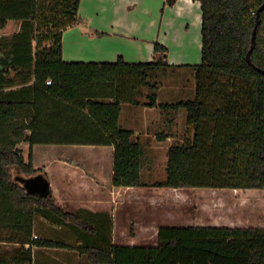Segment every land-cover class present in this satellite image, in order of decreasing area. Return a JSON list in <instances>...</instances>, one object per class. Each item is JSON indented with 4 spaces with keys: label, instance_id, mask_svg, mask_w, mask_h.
<instances>
[{
    "label": "trees",
    "instance_id": "obj_1",
    "mask_svg": "<svg viewBox=\"0 0 264 264\" xmlns=\"http://www.w3.org/2000/svg\"><path fill=\"white\" fill-rule=\"evenodd\" d=\"M194 1L201 8V60L173 66L168 48L158 42L146 62L121 56L114 62L64 61L62 34L78 20L80 0H0V30L10 21L20 23L9 39L0 35V48L12 57L5 61L10 66L25 59V73L34 77L32 101L0 99V242L16 245L10 251L0 247V264H32V245L69 246L34 238L36 216L84 230L80 236L87 244L77 251L88 264H264V228L161 226L155 245L115 244L109 213L64 211L50 187L46 195L29 193L17 178L42 175L48 181L33 167L34 144L95 145L113 148L114 186L149 185L140 175L142 146L119 124L122 104H130L168 115L184 110L192 131L168 147L165 178L153 186L264 189V73L257 69L264 70V9L250 53L253 65L246 61L264 0ZM41 27L45 35H37ZM183 66L194 71L195 97L157 103V74ZM22 142L29 145L27 160L17 148Z\"/></svg>",
    "mask_w": 264,
    "mask_h": 264
},
{
    "label": "crops",
    "instance_id": "obj_2",
    "mask_svg": "<svg viewBox=\"0 0 264 264\" xmlns=\"http://www.w3.org/2000/svg\"><path fill=\"white\" fill-rule=\"evenodd\" d=\"M164 3L165 0H80L77 10L78 20L62 34V59L114 62L121 56L127 62H146L152 60L153 46L158 42L168 48L167 61L170 65L200 63V3L194 0H177L172 6H164ZM6 52L5 48H0V99L32 101L34 77L25 73L27 69L24 68L25 64H22L25 59H16V63L9 66L7 62L9 63L12 57ZM30 70L32 72L31 66ZM156 102L169 101L160 100L157 95ZM178 114L185 116L182 110ZM170 118L172 117L158 107L122 104L119 124L133 131V137L140 142L144 152V149L167 145L170 141L169 134L175 133L171 127H175L177 123L175 118L169 122ZM159 137L165 138L159 140ZM40 145H45L43 147L54 145L34 144L32 164L35 169L44 171L47 177V167L55 166V181L48 177L55 203L68 212L81 209L90 213H109L112 219V243L122 244L116 239L118 232L121 233L124 228L126 230L122 233L123 236L137 239L138 234L143 231L145 237L150 235L154 238L153 245H155L157 230L161 226H229L217 222L206 224L177 215V211H173L174 207L184 205L186 199L194 197L183 192L184 189L189 188L114 186L111 146L92 145L90 148L97 149V155L93 159L81 160L70 158L66 154H58L52 155L51 160L47 161L43 155L39 156L37 153ZM61 146L67 148L66 145ZM28 148V143L23 142L22 155L25 160H27ZM148 166L149 169L142 161L140 175L145 182L150 181L152 175V165ZM237 190L239 189H233V191ZM203 204L212 205L211 201ZM97 219L101 220V217ZM49 226L57 228L40 216L35 218L33 235L53 239L47 236L50 232ZM257 227L264 228V225ZM130 228L133 231L132 235L129 234ZM87 238L92 241L91 236ZM101 238L103 240L104 236L102 235ZM56 241L69 246L32 245V264H88L86 254L77 251L79 244L66 240L64 242L63 238ZM139 244L140 242L122 245ZM26 247L28 244H25Z\"/></svg>",
    "mask_w": 264,
    "mask_h": 264
},
{
    "label": "rangeland",
    "instance_id": "obj_3",
    "mask_svg": "<svg viewBox=\"0 0 264 264\" xmlns=\"http://www.w3.org/2000/svg\"><path fill=\"white\" fill-rule=\"evenodd\" d=\"M19 27V21H10L4 29L0 30V35H2L1 39H4L5 37L6 39H9L7 37H10V35L16 32V30L18 31ZM47 32L48 30L45 27H41L36 33L37 35H45ZM155 79L158 83L156 93L160 100L175 102L181 99H193L195 97L196 81L194 71L190 68L176 67L175 69H167L164 73L159 72ZM178 113L179 111L175 114L177 116L169 114V116L172 117L169 122H172L175 118L177 123L175 127H171L175 133L172 132L169 134L170 141L167 143L168 147L175 142L181 143L184 140L183 134H189V136L192 134V131L190 132L186 126L185 116ZM167 145L153 147L154 149H144L142 161L146 164L147 169H149L148 165H152V175L150 176L152 181H144L145 183H149V185L146 186L161 188L153 186L152 183L162 180L165 177L164 166L167 161ZM43 146L45 145L39 146L37 153L39 156L43 155L47 161L51 160L50 158H52V155L57 156L58 154H66L70 158L81 160L93 159V157L97 155V149L90 148L92 145L83 147L81 145H66L67 148H62L63 146L61 145H54L53 147L49 145H46V147ZM22 147L23 142L17 146L21 151ZM46 170L49 179L55 181V166H48ZM12 173L14 174L16 172L12 170ZM143 178H145V176H143ZM183 192H187L194 197H189L186 199L184 205L174 207L173 211H177V215L179 216L188 217V220L193 218L196 221L206 224L217 222L235 227H257L261 224L264 225V189L252 188L233 191V189L230 188H189L184 189ZM197 195H200L201 198ZM210 201L212 205L203 204ZM38 217L39 216H36V218ZM54 225L57 228H54L53 226H49L48 228L51 233L49 232L47 236L50 238L55 240L63 238L64 242L66 240L79 245L87 244L81 239L80 234L85 232L81 228L72 227L62 222L57 224L54 223ZM125 230L126 228H124L121 233L118 232V239H116L117 242L122 244L140 242V244L145 245H153L155 243L154 238L150 235L145 237L143 231L138 234L137 239H132L130 236H123L122 233ZM143 240L145 241L143 242ZM0 247L4 250L10 251L14 249L16 245L0 243Z\"/></svg>",
    "mask_w": 264,
    "mask_h": 264
},
{
    "label": "water",
    "instance_id": "obj_4",
    "mask_svg": "<svg viewBox=\"0 0 264 264\" xmlns=\"http://www.w3.org/2000/svg\"><path fill=\"white\" fill-rule=\"evenodd\" d=\"M263 9H264V3H262L259 6V8L257 9L256 22H255L254 28L252 30V35H251V45H250V48L246 54V61L250 65H253L251 62V59H250V53L255 46V35H256L257 26L259 23V19H258L259 13ZM257 69L264 73V70H261L259 68H257ZM17 178L22 183L24 189L29 193H37L39 195H46L47 192L49 191V182L45 178H43L42 175H35V176H31V177L18 176Z\"/></svg>",
    "mask_w": 264,
    "mask_h": 264
},
{
    "label": "built area",
    "instance_id": "obj_5",
    "mask_svg": "<svg viewBox=\"0 0 264 264\" xmlns=\"http://www.w3.org/2000/svg\"><path fill=\"white\" fill-rule=\"evenodd\" d=\"M50 83H51V80L48 79V80L46 81V84H50ZM33 237L36 238V235H33Z\"/></svg>",
    "mask_w": 264,
    "mask_h": 264
}]
</instances>
